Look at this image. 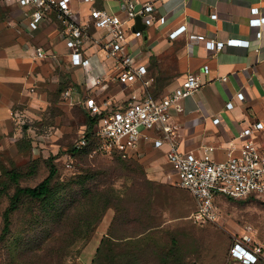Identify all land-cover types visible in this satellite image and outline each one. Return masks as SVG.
<instances>
[{"label": "crops", "instance_id": "1", "mask_svg": "<svg viewBox=\"0 0 264 264\" xmlns=\"http://www.w3.org/2000/svg\"><path fill=\"white\" fill-rule=\"evenodd\" d=\"M128 1L96 0L94 4H85L82 0H74L72 8L79 22L89 23L92 7L126 19L124 7ZM132 1L138 5L153 3L154 17L167 20L164 26L148 27L143 22L141 29L135 24L128 32L127 51L146 65L147 80L152 87L172 91L186 81L189 74L200 79L199 89L183 101L184 111H172V122L179 128L180 150L201 154L203 149L212 147L213 158L220 162L229 156H238L241 144L238 135L242 129L254 122L264 124V25L258 28L249 25L251 7L260 9L258 17L264 16V0ZM28 11L20 8L16 0H0V150L19 136L22 119L37 115L49 104L48 96L58 91L64 79L83 88L76 91L78 97L90 91L94 95L99 93V98L106 93L90 88L88 77L102 73L108 82L113 75L114 63L106 59L99 47L88 52L93 59L90 71L72 67L63 28L45 24L31 31ZM213 15L217 17L213 19ZM181 26H187L186 31L170 39L169 34ZM137 30L143 32L142 38L134 37L133 32ZM258 32L262 33L260 39L256 37ZM90 34L100 38L106 36V31L91 27ZM191 36H204L206 41L192 43ZM231 39L248 40L250 46H231L217 52L206 44ZM37 49L45 51L48 57L36 58ZM205 67L209 68L208 73L204 72ZM141 89L140 82L124 86L121 107H126L133 93ZM241 92L245 95L244 101L237 99ZM85 98L84 95L82 105ZM228 102L234 104L232 110H227ZM216 118L220 119L218 124L213 122ZM257 137L263 142L264 130ZM166 152L167 147L157 149L143 140L135 155L145 156L150 164L163 157L166 167L171 169ZM112 218L101 236L106 235ZM101 239L98 238L99 242ZM98 246L89 258L91 264ZM88 247L84 251L86 254Z\"/></svg>", "mask_w": 264, "mask_h": 264}, {"label": "rangeland", "instance_id": "2", "mask_svg": "<svg viewBox=\"0 0 264 264\" xmlns=\"http://www.w3.org/2000/svg\"><path fill=\"white\" fill-rule=\"evenodd\" d=\"M62 84L63 94L48 96L49 104L37 115L22 119L19 136L0 150V190L7 187L0 199V235L3 212L16 189L9 172L21 176L20 187H34L49 175V161L54 160L58 175L53 183L62 184L81 170L95 169L115 158L94 155V144L77 149L82 138L91 133L90 119L81 101L84 95L93 94L87 91L78 97L76 91L83 89L80 85L67 79ZM67 91H71L69 97L65 95ZM149 91L159 94L166 90L153 86ZM121 92V89L116 92L117 106H121ZM127 160L138 163L146 180L151 182L147 192L151 194L152 204L150 208L139 206L148 216L143 223L121 224V242L111 241L102 247L99 257L103 264H238L229 252L244 236L264 250V196L245 202L222 199L219 219L198 225L192 219L197 202L187 191L174 185L172 169L166 167L163 157L152 164L145 156L135 154ZM124 183V179H117L116 190L123 193ZM49 215L41 205L24 198L19 211L12 215L10 234L0 241V264H91L89 258L97 244L100 246L98 238H104L101 233L114 216V210L106 212L90 246L86 227L76 228L75 220L59 224ZM146 226L153 227L141 236L122 238L129 236L125 230L130 234ZM87 247L90 252L86 254ZM259 264H264V257Z\"/></svg>", "mask_w": 264, "mask_h": 264}, {"label": "built area", "instance_id": "3", "mask_svg": "<svg viewBox=\"0 0 264 264\" xmlns=\"http://www.w3.org/2000/svg\"><path fill=\"white\" fill-rule=\"evenodd\" d=\"M19 7L29 10L28 27L37 31L45 24L62 27L65 32V45L69 51L72 67L90 71L93 59L88 52L93 47H99L105 52L106 59L113 61V75L105 81L103 74H92L87 81L90 88L105 92L100 95L86 97L83 107L86 112L98 118L95 126L94 155L112 157L120 153L123 158L132 157L140 147L141 141L151 142L157 149L167 147L166 160L171 166L174 185L187 191L197 202V209L192 219L198 225L216 222L220 209L216 203L219 197L235 201H246L264 196V141L260 142L258 134L264 130L262 122H254L242 129L238 135L240 149L238 156H229L226 161H216L213 158L214 148L203 149L201 154L182 152L179 144V128L172 122V111H184L183 101L192 96L200 87V79L189 74L179 87L172 91L154 94L149 91L152 83L147 80L148 69L144 63L136 60V56L127 51L128 32L132 31L138 17L146 26L156 24L164 26L166 18L156 19L153 3L138 5L129 0L124 7L126 19L111 14L107 10L92 7L89 12V23L79 22L72 8L74 0H16ZM85 4H94L96 0H82ZM251 27L264 25V16L260 9L251 7ZM217 16L213 15L215 19ZM106 31L105 37H94L90 28ZM187 26H181L169 34L174 40L183 34ZM136 39L143 37L140 30L134 31ZM256 37L260 39L262 33ZM204 36H191L190 42H205ZM207 47L212 51L222 52L226 47H249L250 41L231 39L224 41H209ZM36 58L45 59L47 53L42 49L35 52ZM205 73L209 68L205 67ZM223 80H226L224 78ZM140 82L142 89L134 92L126 107L117 106L115 98L117 91L123 87ZM67 97L71 91L65 93ZM239 101H244L245 95L237 94ZM227 110H232L234 104L228 102ZM218 124L220 119L213 120ZM151 132L152 134H148ZM90 143L88 137H83L77 149H83ZM230 258L238 264H256L264 257L261 246L251 244V238L242 237L230 248Z\"/></svg>", "mask_w": 264, "mask_h": 264}, {"label": "trees", "instance_id": "4", "mask_svg": "<svg viewBox=\"0 0 264 264\" xmlns=\"http://www.w3.org/2000/svg\"><path fill=\"white\" fill-rule=\"evenodd\" d=\"M64 90L65 87L61 84L55 94L61 95ZM88 117L91 133L87 136L90 143L85 148H90L94 144L95 126L98 121V118L89 114ZM113 156L115 158L109 164L103 163L95 169L81 170L74 178L62 184L53 183L58 175V168L54 160L49 161V175L34 187H20L21 176L16 172H9L8 177L12 184L16 185V189L14 194L9 197V204L2 215L3 228L0 241L6 239L10 234L12 215L19 211L24 198L41 205L50 214L49 217L56 218L59 224H66L75 220L76 223H73V225L76 228L86 227L89 242L92 240L96 228L102 222L106 212L112 209L114 210V216L92 260V264H103L99 257L102 253V247L111 241L121 242V224L130 226L138 222L143 223L148 216L144 211L139 210V206L143 205L145 208H150L152 204L151 194L147 192L151 182L146 180L143 168L138 163L123 158L120 153ZM117 179H124V182H126L122 187L123 193L115 188ZM128 182H131L130 186L127 185ZM6 192L7 187L3 186L0 190V199ZM61 193H63V196L60 197L59 194ZM222 199L235 201L230 198L219 197L216 199L218 206L219 201ZM250 200L256 199L246 201ZM152 227L146 226V229L142 231L134 229L130 234H127V229L124 232H127L126 235L129 236L123 234L126 237L122 238L141 236L146 233L147 229L150 230ZM65 236L62 237L64 241Z\"/></svg>", "mask_w": 264, "mask_h": 264}, {"label": "water", "instance_id": "5", "mask_svg": "<svg viewBox=\"0 0 264 264\" xmlns=\"http://www.w3.org/2000/svg\"><path fill=\"white\" fill-rule=\"evenodd\" d=\"M143 24V21H142V18L141 17H138L136 19V26L138 29H141V25Z\"/></svg>", "mask_w": 264, "mask_h": 264}]
</instances>
